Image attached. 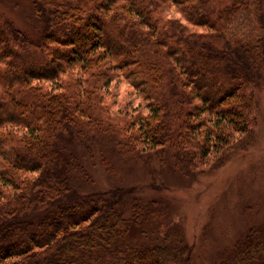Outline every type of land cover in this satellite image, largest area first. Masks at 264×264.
Returning a JSON list of instances; mask_svg holds the SVG:
<instances>
[{
	"label": "trees",
	"instance_id": "1",
	"mask_svg": "<svg viewBox=\"0 0 264 264\" xmlns=\"http://www.w3.org/2000/svg\"><path fill=\"white\" fill-rule=\"evenodd\" d=\"M30 1L39 35L0 15V264H192L120 175L193 178L251 138L264 0ZM96 164L113 186L83 192ZM218 264H264V230Z\"/></svg>",
	"mask_w": 264,
	"mask_h": 264
},
{
	"label": "rangeland",
	"instance_id": "2",
	"mask_svg": "<svg viewBox=\"0 0 264 264\" xmlns=\"http://www.w3.org/2000/svg\"><path fill=\"white\" fill-rule=\"evenodd\" d=\"M0 15L32 35L41 32L30 0H0ZM250 21L244 14L235 21L233 32L252 36ZM256 100L259 122L253 135L209 173L185 178L174 170L166 172L156 181L157 189L141 166L126 165L121 172V183L136 189L133 197L160 212L171 234L193 248L192 264H218L251 230H264V76L258 82ZM95 158L100 161L96 152ZM88 170L93 186L81 181L83 192L113 186L111 176L99 165ZM131 214L132 210L126 216Z\"/></svg>",
	"mask_w": 264,
	"mask_h": 264
}]
</instances>
